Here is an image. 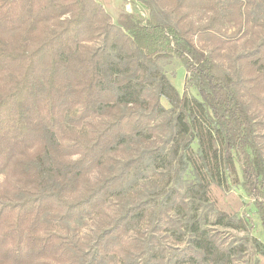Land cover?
<instances>
[{"label":"trees","instance_id":"1","mask_svg":"<svg viewBox=\"0 0 264 264\" xmlns=\"http://www.w3.org/2000/svg\"><path fill=\"white\" fill-rule=\"evenodd\" d=\"M135 1L0 0V264L264 255V0Z\"/></svg>","mask_w":264,"mask_h":264},{"label":"rangeland","instance_id":"2","mask_svg":"<svg viewBox=\"0 0 264 264\" xmlns=\"http://www.w3.org/2000/svg\"><path fill=\"white\" fill-rule=\"evenodd\" d=\"M107 10L116 18L123 12L131 11L133 6L138 8L135 0H100ZM142 11V10H141ZM143 15L145 11L141 12ZM168 72L179 90H182L185 84L186 70L182 62L173 58L171 64L168 66ZM259 134H264V128L260 129ZM260 136V135H259ZM263 139H260L262 142ZM243 181L244 178L242 179ZM248 180V184L250 183ZM249 188H251L249 186ZM249 192L243 186H240L236 191H233L228 200L237 206L240 218L246 221V229L238 231L235 229H223V236L229 240H235L236 243L246 238L255 237L264 243V192L254 191ZM259 190V189H258ZM264 264V255L257 253V251L248 246V249L237 254L233 264Z\"/></svg>","mask_w":264,"mask_h":264}]
</instances>
